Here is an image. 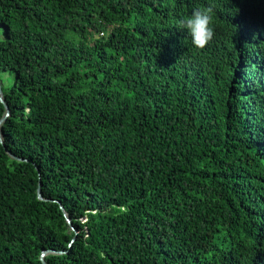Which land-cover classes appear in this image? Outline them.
Masks as SVG:
<instances>
[{
  "label": "trees",
  "instance_id": "16d2710c",
  "mask_svg": "<svg viewBox=\"0 0 264 264\" xmlns=\"http://www.w3.org/2000/svg\"><path fill=\"white\" fill-rule=\"evenodd\" d=\"M0 84V264H264V0H0Z\"/></svg>",
  "mask_w": 264,
  "mask_h": 264
},
{
  "label": "clouds",
  "instance_id": "9594fccd",
  "mask_svg": "<svg viewBox=\"0 0 264 264\" xmlns=\"http://www.w3.org/2000/svg\"><path fill=\"white\" fill-rule=\"evenodd\" d=\"M178 26L187 32L194 48L205 49L215 37L213 8L194 9L190 16L178 22Z\"/></svg>",
  "mask_w": 264,
  "mask_h": 264
},
{
  "label": "water",
  "instance_id": "95a60500",
  "mask_svg": "<svg viewBox=\"0 0 264 264\" xmlns=\"http://www.w3.org/2000/svg\"><path fill=\"white\" fill-rule=\"evenodd\" d=\"M3 94H2V89H1V84H0V102H2L3 104H4V107H5V114H4V116L0 119V125L4 122V120L8 117V115H9V108H8V106L4 103V100H3ZM0 143H3V139H2V135H1V133H0ZM38 198L39 199H42V197H41V194H40V183H39V186H38ZM62 209V208H61ZM65 217H66V221H67V223L71 226V224H70V221H69V219L67 218V216L65 215ZM48 252H50V251H45V252H43V254L41 255V257L43 258L44 257V255L45 254H47ZM42 264H45V262H44V260L42 259Z\"/></svg>",
  "mask_w": 264,
  "mask_h": 264
}]
</instances>
